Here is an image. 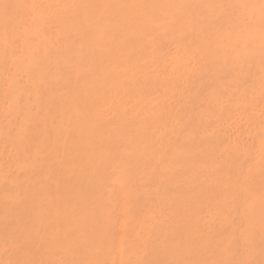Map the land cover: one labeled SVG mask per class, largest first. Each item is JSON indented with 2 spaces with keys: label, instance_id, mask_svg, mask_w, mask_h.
Wrapping results in <instances>:
<instances>
[{
  "label": "bare ground",
  "instance_id": "obj_1",
  "mask_svg": "<svg viewBox=\"0 0 264 264\" xmlns=\"http://www.w3.org/2000/svg\"><path fill=\"white\" fill-rule=\"evenodd\" d=\"M140 1L144 2V0H0V264H205L203 262L205 260L202 261L200 258L197 259V256L194 257L199 254V250L198 252L196 250L197 254L194 250L195 255H193L192 250H189L191 248L189 244L192 240L191 244H195L200 236L192 235V238L188 237V219L182 220L187 222V224L181 222L176 232L172 234L171 232L174 231L170 226L174 223L171 220L165 221L162 219V216L158 213L159 210L155 214H151L155 211L152 212V206L150 205L149 207L147 205L153 200L154 196L151 198V191L149 193L147 186L145 187L148 192L142 189V182L147 181V183H150L148 185L149 188L150 186L154 188L152 192L156 189L157 193H159L157 188L160 187L161 176H163L159 171L163 172L167 164L165 161L167 160L165 159L166 154L159 150L162 147H166L165 138L170 137L179 126V114L189 110L182 100L187 97L186 93L187 95L189 94L184 91L190 90L188 84L191 83L186 81L187 74L186 72L183 73V69L186 66L180 65L179 60L178 64L180 67L182 66V74L186 75L185 78L183 77V79H186L185 83H183L184 85L181 84L183 80H179L181 77L173 74L174 71L169 72L161 69V67L158 69V66L156 67L153 64V61V63H149L151 58L149 61L147 58L150 57L148 56L149 54L155 51L160 53L158 51L159 48L160 51L164 49L162 46L163 44L164 47L166 46V38L172 39L175 35V39H173L179 40L180 38L178 39V37L181 34V38L184 36L182 38L183 42L185 38H188L187 35H190L193 29L190 30V27L187 25L189 27L187 28L185 25L187 24L186 22L190 25V23L193 24L199 19L200 15L199 17L197 16L198 18L195 17L193 10L199 6V3H202L200 9L205 2L207 3L205 7L212 8L214 3L216 4L221 0H208L210 2L206 0L204 3L202 2L203 0H197L198 6L196 2H193L195 4L190 3L194 0H189L190 2L188 0V2L186 0L178 2L176 0L178 3H174V10L182 2L190 3V6H186L184 3L185 8L183 10L178 8V12L179 9L181 10L180 13L174 11V14L177 12L178 16L171 15L178 23L177 17H183L184 13L182 14V11L187 12V15H184V17L186 16L185 24L182 17L180 18L182 20H180L181 24H179L180 22L178 24L182 25L180 27L185 26L187 28H185L186 32L189 33H184L178 29L174 30L177 37L171 31L173 36L171 33L169 35L172 37L160 35V39L157 38L158 35L155 36V34H158L156 33L157 29L154 30L152 27L157 21L149 22L152 19L146 15L151 12V7L149 6L151 3H147L149 0H145L147 5L143 6L144 3H140ZM152 1H154V4L156 3V0H150V2ZM211 2H213L212 6H208ZM139 4L143 5L139 6ZM157 4L155 5L157 6ZM115 5L116 7H123V9L118 12L120 8L117 9ZM176 5L178 7L175 8ZM193 5L197 7H191ZM129 6L131 7L129 8ZM156 6L155 8L159 5ZM182 6L180 5V7ZM190 7L193 9L188 10ZM216 7L221 9V7ZM133 8L136 13L139 10V16L136 13V15L133 14ZM169 8L168 11H170ZM211 8H206L207 12L208 10H213L211 13L209 11L207 15L204 13L205 10H202L204 18L205 16L207 18L208 15H213V19L210 17L212 21L215 20L216 15L220 19L225 17L224 10L222 11L223 8L221 13L219 12L220 10L217 11V9ZM114 9L116 14L113 12ZM129 9H132V11L127 12ZM200 9L198 8L199 11ZM190 10L193 11V14L190 13ZM230 10L228 8V11ZM232 10L231 12H233ZM126 12L127 16H125ZM128 13H132L134 16H128ZM142 13L145 16H142ZM152 13H154V9ZM167 13L164 15H167ZM202 13L201 15H203ZM111 15L114 16L112 17ZM168 15L170 17L169 13ZM191 15L192 17L194 16V19H192ZM160 16L162 15L160 14ZM189 17L193 20L192 22ZM116 18L120 23L124 21L121 27L115 21ZM200 18L202 19L203 17ZM165 19L166 21L170 19L169 24H172H170L171 27L176 24L174 20L172 23L171 17ZM201 19L198 20L200 24ZM205 19L204 21L202 20V24L208 25L209 28L210 25L212 27L208 29V32H211L209 34L211 36L212 34L217 35L218 24L217 26L214 25V29H218L215 31L212 25L213 21L211 23L208 20L209 24ZM220 19H216L213 24L219 23L218 20ZM148 23L153 24H150L151 28ZM202 24L201 26H203ZM158 25L154 28H159ZM196 25L198 26L199 24ZM196 25L194 24L195 27H197ZM194 26L191 25L192 28ZM178 27L176 26V29ZM203 27L206 26L204 25ZM206 28H200V30H207ZM196 29L199 30V28ZM196 29L193 30V33L197 32ZM179 30L184 35L183 33H178ZM200 30L197 37H200V33H202ZM153 31L154 41L151 39L153 38ZM148 32L149 34L151 33L149 38L151 43H153L152 45L156 47L155 51L151 46L149 49L147 47L149 46ZM203 32L206 34V31ZM204 33L201 34L203 36L201 37L207 41V36L205 37ZM178 34L180 35L178 36ZM193 37L196 36L193 35ZM208 38L210 41V37ZM203 39L200 38L199 41ZM174 40H172L173 45ZM182 40L180 39L179 42H182ZM185 41L187 42L188 40ZM205 41L203 42L205 43ZM191 42L192 40H189L190 46H192ZM198 42L196 41V43ZM203 42L201 41L199 45L206 46L207 44ZM216 42L218 43L217 40ZM146 43L147 45H145ZM189 43L187 42L186 44L187 48L190 47ZM209 43L211 42H208V45H210ZM173 45L172 47L176 48L177 44H175L176 46ZM194 46L196 47L195 44ZM202 46L201 48L204 49L205 47ZM177 47L181 55L178 57H182L181 49L179 46ZM136 48H138V53L144 54L142 55L143 58L147 56L146 60L148 62L145 58L143 60L141 55H139L140 60L138 59ZM144 49L153 52L150 53L147 50L149 53L147 54V52H143ZM203 49L199 47V50L196 48L195 51L199 52ZM206 49L209 52L207 55H210L211 59L215 57L214 55L212 56L214 49L212 50L209 46ZM195 51L193 53H196ZM189 53L193 54L191 51ZM145 54L147 55L145 56ZM197 54L193 55L198 60L199 54L198 56ZM213 59L212 62H214ZM138 60L144 62L142 63L144 67L139 66L140 62ZM195 60L192 61L195 62ZM205 61L202 59V61L194 64L197 65V63L200 64V62ZM152 64L154 67L152 66L151 68ZM146 65L153 71L157 69L154 76L145 71L146 69L148 70ZM219 65L224 66L220 63ZM219 65L217 63L216 66ZM227 66L226 64V68L224 67L223 71L227 69ZM187 68L191 72L190 66ZM239 69L237 70L238 72ZM195 71L193 70V72ZM231 71L229 67L226 74L229 75L228 72ZM240 72L245 75L242 70ZM222 74H225V72ZM236 74L238 73L232 71L230 75L236 76L235 79L241 80L239 78L241 75ZM191 76L194 77V74ZM227 77L230 78L229 76ZM261 77H264V75ZM258 84L257 86H259ZM158 91L163 92V96L160 94L158 96ZM196 93L198 94V92ZM130 94L133 96L130 97ZM174 97L176 100L173 99ZM181 97H183L182 100ZM135 98L137 100L134 104L128 102V100ZM198 101L200 102V100ZM203 104L205 107L206 104ZM198 108L197 110L195 109L193 122H201L200 124L205 123L204 125H206V122L208 123L209 121L202 119V115H205L204 111L206 110H202L203 114ZM207 109L209 110L206 113H210L213 110V108L208 107ZM139 113L145 119L144 125H156L159 128L158 131L154 132L157 133L154 135V139L155 137L157 138L154 140L155 142H151V144L154 143L153 145L150 144L151 148H147V145H141L140 148L136 149L132 146V142L122 143L120 139H117V132L121 129L129 128ZM210 114L212 115V113ZM213 116L214 118L216 117L214 113ZM209 117L207 118L210 119L211 117ZM230 124L234 125L232 122ZM151 126L150 129L152 128ZM261 126L264 127L263 124ZM148 128L146 132L140 133L139 136L141 138L145 139V136L148 137ZM143 130L145 129L143 128ZM257 133L256 131L254 134ZM91 138L92 140L94 138V142L90 140ZM180 148L170 151L172 159H178ZM112 149L115 150L113 151L115 155L121 152L119 155L122 156L121 163L125 172L133 173L131 170H134V173L136 171H142L143 173H136L138 176L128 177V179L132 178L131 184L127 181L128 179L125 182L117 183V186L111 192V196L113 195L114 198H110H113L111 202L113 200L115 202H113V206L109 203L110 207L107 210V208L100 207L101 204L99 206L95 205L93 201L99 198V196H95L97 195L95 193L96 190L107 188L108 182L112 179V170L110 171L111 173H107V170L111 168L109 166V169L105 168L108 163H112V160L116 159L110 158L109 152ZM120 149L124 150L121 151ZM248 154L250 153L248 152ZM146 156L147 159L145 160ZM257 158L256 160H258ZM152 161L154 167L151 166V168L154 169L147 172V167L146 169L144 168L145 163L149 165L152 164ZM108 177L109 180L106 183ZM185 193L189 195L192 191L186 189ZM211 193L208 195L211 196ZM154 194L156 193L152 195ZM204 194L206 193L204 192ZM196 195L204 198L203 193ZM189 196L187 197L193 198ZM197 197H194V200ZM203 198H201L202 201ZM88 200L90 203H88ZM194 200L193 202H195ZM188 201L190 200L188 199ZM91 202H93V205ZM193 202L186 208L183 203H180L182 205L181 208L183 207L185 212L191 211L195 204ZM172 203L177 205V202ZM153 204L156 205V201ZM173 205L171 204V206ZM180 205L178 204L174 208L178 209L177 207ZM194 206L196 207V205ZM157 207L161 208V205ZM178 212L176 211V213ZM169 215L171 216V213ZM184 215L186 214H183V217ZM166 222H168V225H166ZM147 232H149V235H156L155 237L163 242L160 243L155 238L157 239L156 243L159 241L160 244L152 251L147 248L146 243L149 242ZM229 234L226 232V235L229 236ZM229 237L228 240L230 239ZM194 240H196L195 243ZM228 240L224 239L225 242L222 240L221 242L226 245ZM230 240L232 241V239ZM230 240L229 242L231 243ZM258 240L259 238L256 240V244L260 243L257 242ZM150 242H152V239ZM187 244L189 248L186 247ZM232 246L236 245L232 244ZM256 246L258 247V245ZM231 248L230 246L229 249ZM199 249L201 248L199 247ZM155 253L159 257L161 256L160 254H163L162 258L164 261H160V259L163 260L162 258L159 259L160 262L152 260V256ZM157 256L155 254V258ZM219 261L213 262L218 264ZM234 264L238 263L235 261Z\"/></svg>",
  "mask_w": 264,
  "mask_h": 264
},
{
  "label": "rangeland",
  "instance_id": "obj_2",
  "mask_svg": "<svg viewBox=\"0 0 264 264\" xmlns=\"http://www.w3.org/2000/svg\"><path fill=\"white\" fill-rule=\"evenodd\" d=\"M168 1L167 0H156L155 4L158 3L157 6L159 5L158 6L159 8L154 4V1H152L153 3L150 2V0L147 2V3H151V4H149V6L151 7V12L149 14H146V15H148L147 17H150V19H152V20L149 19L150 20L149 22L156 20L157 23L159 24L158 25L156 23L159 28H154L157 26L155 24L156 21L154 22V24L156 26L151 24L152 22L150 23L151 25H153L152 27L154 30L157 29L156 33H158V34H155V36L158 35V37H157L158 39H160L161 36L169 35L171 33V31L173 33L174 30L176 31V30L180 29L181 31H183L185 33L187 31V30H185L186 27L187 28L190 27L189 28L190 30L191 29L194 30L196 28H199V30H200V28H206L208 26V25L204 24L206 27H203L204 25L202 24V20L204 21V19L206 18V16L204 18V13H206V15H207V13L210 11V10H208V12H207L206 8L207 9L211 8V7L210 8L205 7V5L207 6V3L205 2L206 3L205 4L204 1H206V0H203V1L201 0L204 3V6H201V9H200V5H202V3L201 4L199 3V6H198V4L196 2L197 0H194L192 2H190L191 0L190 1L188 0L191 4L193 2H196V5L198 6V7L196 5L191 6L194 8L197 7V8H195L196 10L191 8V7L188 8V10L193 9L195 12L194 13L195 17H197V16L199 17V15H200V17H203L204 19L203 18L201 19L200 17L198 19V20L201 19V24L203 26H201L200 21L196 20V18H195L197 23L195 21V23H193V24L190 23V25H189L188 22H186L187 23L185 25L186 27L185 26L180 27L182 25H179V24H181L180 18L182 16L180 18L177 17L179 20V21L177 20L178 23L180 22L178 24L174 20L175 18L172 17L171 15L174 14V11L178 12V10H177L178 8H180V9L182 8V10H183V8H185V5L190 6V3L187 4L184 2L185 3V5H184V3L182 2L184 7L180 3V5L182 7H180V5H178L179 7L176 5L175 8L176 7H178V8L174 10L173 9L174 5H175L174 3H178L181 0H177L178 2L176 0H171L169 2ZM182 1H184V0H182ZM210 1H212V0H210ZM210 1H208V2H210ZM215 1H217V0H215ZM229 1L230 0H221L220 2H217L216 4L214 3L215 5L213 4V2H211L208 5V6H212V4H213V7L211 9L214 8V10L217 9L216 6L221 7V9L223 8L222 11L224 10V16L225 17H223L222 19H220V17H218L220 19V20H218L219 23L213 24L215 22V20L218 19L217 18L218 15L215 16V14H214L215 20H212L213 23L210 20V17H212L211 19L214 18L213 15H208L209 17L207 16V18L205 19V21L207 20L206 22H208V20H209V22L211 21V23L213 25V29H214V25L217 26V24H218L217 28L219 30L214 29L215 31L218 30L217 31L218 34L217 35L212 34V36H211V34H209L211 32H208L209 31L208 29L212 28L211 25H210V28H209V26L206 28L207 30L203 29V31H206V34L200 30L202 32V33H200V37H197V35H199V33H198L199 30L196 29L197 30V32L195 31L196 33H193L194 31L192 30V33L190 32V35H187L188 38L189 37L190 38L189 39L185 38V40H188L187 41L188 43H189V40L190 41L192 40V42H191L192 46H190L191 44L189 43L190 47H188V48L186 46L187 42L185 40L183 42V40H182V38H184V36H182V38H181L182 34L181 35L178 34V36L180 35L178 37V39L180 38L182 40L183 44H181L182 43L181 41L179 42L180 39L179 40L176 39L178 41V43H177V41L174 40L175 35L173 36V34L171 33L173 37L170 35L169 36L172 37V39L166 38L165 39V42L167 40V42H166L167 44H165L166 46L164 47V44H163L162 48H164V49L161 48L162 50L160 51V48H159L158 51L160 53H158L155 51L156 50L155 45H152L153 43H151V41H150L149 36L151 33L149 34L150 31L146 28L147 31H149L148 32V34H149L148 35V39H149L148 45L149 46H147V47L149 49L151 46L155 52L149 51L148 49L147 50L150 53L153 52V53H151L152 55L153 54H155V55L152 56L151 54H149L147 52L146 49H144L143 52L144 53L147 52V54H149L148 56H150L147 58V56H146L147 54H145V56H146V57H144L145 60L147 58V60L149 61L151 58L149 63L154 62L153 64L156 67L158 66V69H160L159 67H161V69H165L166 71H169V72L174 71L173 74L176 75L177 77L179 75V77H181V78H179V80H183V82L181 84L185 83V80L187 79L186 81H188V83L191 82L188 85L190 87L192 86L191 87L192 89L190 87H188L190 90L184 91V92L189 93L188 94L189 96L187 95V93L185 94L188 97V98L186 97L187 100H186V98L181 97V100H182V98L185 99V100H182V102L184 101V103L186 104V108H188L189 110L187 112H182L179 114V116H178L179 126L173 131V133L170 137L165 138L166 147H162V149L159 150V151H162L166 154L165 159H167V160H165L167 162L166 168L163 170V172L159 171L161 173V175H163V176H161V181H160V185H159L160 187L157 188L159 193H157L156 189L154 192H152L154 190V188H152L150 186V188H151L150 189L148 186L150 183L149 182L147 183V181L142 182V186H143L142 189L146 190L145 186H147V190L149 191V193L151 191V193H150L151 198H152V196L155 197V198L154 197L152 198L154 201L153 200L150 201L152 203H150L149 199H148L150 194L147 198V201L149 202V205H147V206L150 207V205H151L152 206L151 208H153L152 212L155 211L154 213H151V214H155L159 210L158 213L160 216H162V219H164L165 221L171 220L174 223L172 226H170V228L174 231V232H171L172 234H174L176 232V230L179 227L181 222H185L182 220H185V218L188 219L189 224H187V222H185L189 226L188 227L189 228L188 229L189 234H187L188 237L192 238L191 237L192 235L202 237V238L199 237V240H197V242H196V240H194V243L196 242L195 244H191L193 242V240H192V242L189 244L191 246V248L189 250H192L193 255H195L194 253L196 252V250H197V252L199 250V252H198L199 256L195 255L194 257L197 256V259L200 258V259H202V261L205 260V261H203V262H205V264L206 263L207 264H209V263L213 264L214 263L213 261L218 262V260L221 261V259H222V261L221 262L219 261L218 264H229V262H230V264L231 263L234 264L235 261L238 264H264V167H263L264 166V164H263L264 163V146H263L264 145V127L261 126L262 124L264 125V80H263L264 77H261L264 75V0H234V1L231 0L230 2ZM142 2L140 1V3H142ZM143 3H144V5L143 4H141V5H143V6H145V4L147 5V3H145V0ZM134 4H136V3H134ZM163 4H165V5L163 6ZM168 4H169V6H168ZM193 4H195V3H193ZM223 4H224V6H223ZM233 4L235 5V7ZM137 5H138V3H137ZM141 5L139 4V6H141ZM154 5L157 8H155ZM117 6H119V5H117ZM121 6H123V5L121 4ZM136 6H135V8H137ZM162 6L170 14V17L172 19L171 20L172 23L175 21L174 23L178 24V25L174 24L177 27L179 26L177 29H176V26L174 27V25L172 26L174 28L173 29L171 27L172 24L171 23H170L171 25L169 24L170 19H168V18H170V17L168 15V13L166 12V10ZM170 6H171V8H169ZM115 7H116V5H115ZM130 7L131 6H129V8ZM116 8L117 9L120 8V10H118V12L121 11V9H123V7L121 8L120 6L116 7ZM168 8L170 11H173V12L168 11ZM198 8L200 9L201 12L198 10ZM228 8H229V10L233 9L232 10L233 12H231V10L228 11ZM115 9L113 12H115ZM117 9H116V12H117ZM153 9H154V13H152ZM180 9H179L178 13H180V11H181ZM221 9L218 8L217 11L220 10L219 12L221 13L222 12ZM202 10L203 11L205 10L206 12L204 11V13H202L203 12ZM129 11H132V9L131 10L129 9L127 12H129ZM160 11H162V12H160ZM198 11H199V13H198ZM211 11H213V10H211ZM211 11L209 13H211ZM116 12H115V14H116ZM127 12H126V15L124 14L125 16H127ZM138 12H139V10H138ZM138 12L137 13H136V11L134 12V8H133V14L136 13L138 15ZM158 12H160V13H158ZM165 12L167 13V15H164V14H166ZM177 12H176V14H174V16L177 15ZM192 12L193 11L190 10V13H192ZM219 12L218 13L216 12V13L220 14ZM190 13L188 12V14H190ZM201 13L203 15H201ZM133 14L128 13V16L133 15ZM160 14L163 17L160 16ZM182 14H183L182 20L185 24L186 16L184 17V15H187V12L185 13V11L184 12L182 11ZM212 14H213V12H212ZM141 15L145 16V15H143V13ZM222 15H223V13H222ZM194 16L192 17V15H191L192 19H194ZM191 17H189V19H191ZM164 18H167L168 21H166V19L164 20ZM187 18H188V16H187ZM189 19H187V20H189ZM192 19H191V22L193 21ZM121 20H123V19H121ZM163 20H164V23H163L164 25L162 24ZM115 21H117V18ZM122 22H124V21H122ZM122 22L121 23L118 22L120 27L122 26L121 25ZM183 22H182V24H183ZM225 22H226V24L224 25ZM203 23H205V22H203ZM150 24H149V26L151 28ZM194 24L195 25L199 24L201 27L199 25L198 26L196 25L197 27H195ZM222 24H223V26H222ZM191 25L194 26L195 28L194 27L192 28ZM167 27H169L170 29L169 28L167 29ZM166 30H168V31H166ZM180 30L178 31V33H183ZM207 32L209 35L207 34ZM184 33H183V35H184ZM203 33L205 34V37L207 36L206 40L208 42H211V43H209L210 45H208V42L204 40L205 38L204 39L202 38L203 36L201 34H203ZM213 33H214V31H213ZM193 35H195L197 38L193 37ZM155 36H154V31H153V38H151V39H153L152 41L155 40L154 39ZM176 37H177V34H176ZM208 37H210V41L208 40L209 39ZM200 38L203 39V40H201L202 42L205 41V43L204 42L203 43L207 44L206 46L205 45L204 46L199 45V43L201 42V41H199ZM158 39H156V40L158 41ZM194 39H196V40H194ZM172 40L175 41L174 45L177 44V46H179L180 49L183 48L184 46H186L184 49H181L182 57H178L180 55V50L178 49V47L176 45H175L176 48L172 47V45H173ZM216 40L218 41L219 44L216 42ZM196 41L197 42L199 41V42L196 43ZM213 41H214V43H212ZM150 43H151V45H150ZM168 43H169V45H168ZM194 44L196 45V47L194 46ZM145 45H147V43ZM145 45L143 44L144 47H146ZM201 46L205 47V48L203 49V48H201ZM208 46H209V48L211 47L212 50L214 49L213 54L211 53L212 51L210 52L212 54V56L213 55L215 56V57H212V59L214 58L213 59L214 62H212L211 57H209L210 55H207L209 53L206 49ZM199 47H200V49H203L204 52H202L203 50H200L199 52L195 51L196 48H197V50H199ZM137 50H138V48L135 49V51H137ZM188 50L191 51L192 53H193V51H195L196 53H193L194 55H196L198 53L199 54L198 60L196 59V56H194L193 54H190ZM178 51H179V53H178ZM187 52H188V54H187ZM156 53H158V54L156 55ZM198 54H197V56H198ZM139 55H141V53H138V51H137L138 59L140 57ZM142 55H144V54L142 53ZM142 55H141V57L143 58ZM191 55H193V56H191ZM144 58H143V60H144ZM180 58H181V60H180ZM191 59L195 60V62L202 61V59H203V61L206 60L207 62L206 61L205 62L207 65L205 64V62H202L203 64L200 62V64L197 63V65L199 67L198 68L197 65H195L196 63L193 62ZM210 59H211V61H209ZM178 60H179L180 65L186 66L185 69H183V73L186 72L187 76L182 74V69H181L182 66L180 67V65L178 64ZM141 61H139L140 64H139V62H138V64L140 67H144L142 65V63H144V62L143 61L141 62ZM163 61H164V63H163ZM217 63H218V65L220 63V64H223L224 66L223 67H222V65L216 66ZM153 64L151 65V68H152V66L154 67ZM226 64L230 67V69L233 72L238 73L236 75H239V74L241 75V76L239 75L240 76L239 78L241 80H239L238 78H236L237 79L236 80L235 79L236 76L230 75L232 71L228 72L229 75L226 74L227 69L229 68L228 66H227V69H225L226 71L225 70L223 71V68L225 67ZM189 66H190V69H192L191 72H193V70L194 71L196 70V71L191 73L188 70L189 68H187ZM195 66H196V68H195ZM146 67L148 68V70L150 69V71H148L147 69L145 71L149 72V74L151 76H154L156 74L157 69H155L153 71L151 68H149V66L146 65ZM218 67H219V69H218ZM220 67H222V68H220ZM238 69H239V72H240V70H242L245 75H243L241 72L239 73L237 71ZM180 70H181V72H180ZM204 70H206V71H204ZM221 70H222V72L220 73ZM177 71H178V73H177ZM224 72L226 75L222 74ZM193 74H194V77L191 76ZM232 74H234V73H232ZM197 75H199V76H197ZM216 75H217V77H216ZM222 75H224V76H222ZM185 76H186V79H183V77L185 78ZM227 76H229L230 78H228ZM189 78L191 81L189 80ZM214 78H216V79L219 78V79L214 80ZM261 81L263 84L261 83ZM214 82L216 85L214 84ZM211 83H213V84H211ZM257 84L259 86H257ZM199 86H200V88H199ZM206 86H208V87H206ZM261 86H263V88H261ZM194 87H195V89H194ZM195 91L198 92V94ZM132 94H130V97L133 96ZM157 94L159 96V94L162 95L163 92L158 91ZM185 95H184V97H185ZM195 96H197V97H195ZM200 97H201V99H199ZM173 99L176 100L175 97ZM136 100H137V98L130 99V100H128V102L130 104H134L136 102ZM177 100H178V97H177ZM198 100H200L201 103ZM203 101H205V102H203ZM202 103H205L208 108H213L212 112H210V113H212V115L210 113H206V111L209 109H207L206 105H205V107H206L205 108L204 104L202 105ZM209 103L211 104V106L212 105L213 106L211 107ZM215 105H216V108H215ZM198 107H200V108H198ZM197 108L201 110L200 111L201 113L204 110H206V111H204L205 115H202V119L209 121L208 122L209 124L204 120L203 121L206 122V125H204L205 123L200 124L201 122H193V117L195 116V109L197 110ZM210 111H211V109H210ZM204 112H203V114H204ZM183 113H184V115H183ZM213 113H214V115H216L215 118L213 116ZM203 116H204V118H203ZM207 117H209L210 119H208ZM234 119H236V120H234ZM144 120H145L144 117H142L139 113L136 117V120H134V123H132L129 126V128L127 127L125 129H121L119 132H117V134H116V136L118 137L117 139L118 140L120 139V142H122V143L132 142V146L136 149L140 148L141 145H143V146L147 145L146 146L147 148H151L150 146L154 144V143L151 144V142H155L154 140H156V138H157V137H155V139H154V135L157 134L154 132L158 131L159 128L156 125H153V126H151L149 124L144 125ZM231 122L234 125L230 124ZM251 122H253L254 124ZM150 126L152 127L151 129H150ZM147 127H149L147 130L148 137L145 136L144 137L145 139H143L139 135L141 132H146ZM143 128L145 130H143ZM257 128L260 130L258 131ZM150 131L153 132L154 134L151 133ZM256 131L258 133L254 134V133H256ZM109 133H107V134H109ZM109 136H110V134H109ZM90 140H92V138ZM92 141L94 142V138ZM179 147H181L180 148L181 150H180V155H179L178 159L177 160L172 159V156L170 155V151L173 149L179 148ZM261 148H263V149H261ZM120 150L122 151L124 149H120ZM113 151H115V150L112 149V151L109 152L110 158L112 157V158H116V159L112 160L113 162L108 163L106 165L107 167H105V168H108V166H109V168H111V169L108 168L109 170H107V173L112 170L111 171L112 172V179L110 178L111 180L108 182V180H109V177H108V179L106 181V183L108 182L107 188H104V190H101V189L96 190L95 193H97V195H95V196L96 197L99 196L100 199L97 198V200L95 199V201H93V202H95L94 203L95 205L99 206V204H101L103 206L100 205V207H104L105 209L107 208V210H109V207H110L108 204L110 203V205L113 206L112 204H114L113 202H115V200H113L111 202V200L114 198L113 195L111 196V192L115 189V187L117 186V183L125 182L128 179V177H130V176H133V175L138 176V175H136V173L137 174L143 173L142 171H140V172L136 171L134 173V170H131V171H133V173L129 172L130 175H128L129 173L125 172V169L123 168L122 163H121L122 156L119 155L121 152L118 150V152H120V153L118 155H115L113 153ZM247 151L250 154H248ZM256 158L258 160H256ZM108 159H109V156H108ZM118 159H119V161H118ZM146 159H147V156H146L145 160ZM206 160H207V162H206ZM114 161H116V162H114ZM151 163L152 164H149V165H148V163H145V166L143 165L145 169L147 167V169H146L147 172H150L152 169H154V168H151V166L154 167L153 161ZM143 166H142V168H143ZM110 173H109V176H110ZM127 181H129V184H131L132 178L128 179ZM138 187H137V189H138ZM186 189L189 191H192V193H189V195L193 198L190 199L187 197L189 195L185 193ZM204 192L206 194H204ZM209 192L210 193L213 192L211 194L214 197L212 195H211L212 197L209 196L210 195ZM98 193H101V194H98ZM153 193H156V194L152 195ZM198 193H203L204 198L200 197V196L197 197L196 194H198ZM183 194H184V196H183ZM220 196H221V198H220ZM111 197H113V198L110 199ZM194 197H197V199L194 200ZM151 198H150V200H151ZM201 198H203V201ZM188 199L190 201H188ZM192 199L195 202H193ZM90 200L92 201V199H90ZM93 200H94V198H93ZM108 200H109V202H108ZM155 201L157 203L156 205L153 204ZM164 201H167V202H164ZM185 201H187V202H185ZM93 202H91L92 205H93ZM148 202H147V204H148ZM172 202H177V205L178 204L180 205V203H183L184 204L183 206H185V208H186V206L187 207L190 206V203L193 202V204L195 203L194 205H196V207L193 205V209H191V211L185 212L184 208L183 207L181 208L182 205L177 207L178 209L180 207V209L178 210V209L174 208V206L175 207L177 206L176 203L174 204ZM188 202H189V204H188ZM88 203H90L89 200H88ZM165 203H166V205H170V206L164 205ZM171 204L172 205L174 204V205L171 206ZM160 205H161V208H158L157 206H160ZM163 205H164V207H163ZM97 206H96V208H97ZM105 206H107V207H105ZM93 207H95V206H93ZM100 207H98V208H100ZM90 208H92V207L90 206ZM100 210H101V208H100ZM148 210H150V209H148ZM176 211L177 212L178 211H180V212L184 211V212L176 213ZM170 213H171V216L169 215ZM183 214H186V215H184V217H183ZM166 225H168V222H166ZM223 232H224V234H222ZM226 232H228V234L230 232H233V233H230L229 236L230 235L231 236L229 237L228 235H226ZM147 234H148L147 239L149 241L148 242L149 244L148 243H146V244H147V248L150 251H152L156 246H158V244L163 243L161 240H159L157 237H155L156 235L154 236L153 234H150L151 235L150 236L149 232H147ZM218 235H219V237H217ZM215 237H217V238H215ZM220 237H221V239H220ZM228 237L230 239H232V241L229 239L231 241V243L229 242ZM260 237H262V238H260ZM149 238L152 239L153 243L150 242L151 239H149ZM155 238H157L160 241V243H159V241H158V243H156L157 239H155ZM222 238H224L225 240H228L227 242L230 245L227 242H226L227 244L224 245V243L221 242V240L224 241V239H222ZM258 238H259V240L257 242H260V243L256 244V240ZM200 239H201V241H200ZM150 243H151V245H150ZM197 243L200 246L196 245ZM152 244H154V245H152ZM217 244L218 245L220 244V245L218 246ZM232 244L233 245L235 244L236 246H232ZM256 245H258V247ZM208 246H210V247H208ZM230 246L232 247L231 249H229ZM186 247L189 248L188 244ZM196 247H197V249H196ZM199 247L202 250L199 249ZM194 250H195V252H194ZM219 250H221V251L217 252ZM254 250H255V252H254ZM256 251H258V252H256ZM197 252H196V254H197ZM155 254H156V256L158 255L157 253H155ZM155 254H154V256H152V260H154L156 262L164 261V259L162 258L163 254H160L161 255L160 257L158 255L156 258H155ZM214 256L217 259H215ZM160 258H162L163 260H161ZM203 258H205V259H203ZM159 259H160V261H159Z\"/></svg>",
  "mask_w": 264,
  "mask_h": 264
}]
</instances>
